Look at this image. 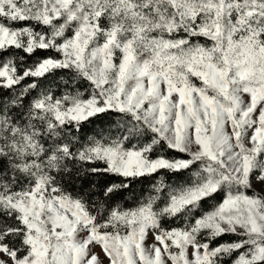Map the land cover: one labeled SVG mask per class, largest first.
Listing matches in <instances>:
<instances>
[{"label":"snow or ice","instance_id":"1","mask_svg":"<svg viewBox=\"0 0 264 264\" xmlns=\"http://www.w3.org/2000/svg\"><path fill=\"white\" fill-rule=\"evenodd\" d=\"M0 264H264V0H0Z\"/></svg>","mask_w":264,"mask_h":264}]
</instances>
